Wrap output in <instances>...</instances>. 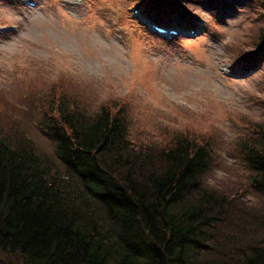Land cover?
Segmentation results:
<instances>
[{
	"label": "trees",
	"instance_id": "1",
	"mask_svg": "<svg viewBox=\"0 0 264 264\" xmlns=\"http://www.w3.org/2000/svg\"><path fill=\"white\" fill-rule=\"evenodd\" d=\"M139 1L161 21L183 16L184 0ZM253 48H238L244 64L264 56V29ZM56 90L36 103L55 161L0 121V264H264V126L236 146L259 196L248 203L207 181L212 140L137 142L124 108Z\"/></svg>",
	"mask_w": 264,
	"mask_h": 264
},
{
	"label": "rangeland",
	"instance_id": "2",
	"mask_svg": "<svg viewBox=\"0 0 264 264\" xmlns=\"http://www.w3.org/2000/svg\"><path fill=\"white\" fill-rule=\"evenodd\" d=\"M231 1L184 0L170 26L180 35L162 36L139 0H0L4 132L55 161L36 103L56 85L91 111L124 108L137 142L162 145L180 131L212 140L207 181L232 194L243 188L238 200L257 202L236 146L252 123L264 126V56L245 65L236 56L241 46L255 49L264 8Z\"/></svg>",
	"mask_w": 264,
	"mask_h": 264
}]
</instances>
